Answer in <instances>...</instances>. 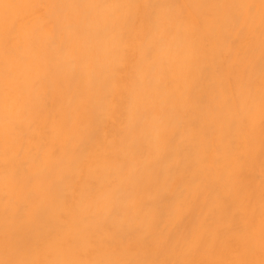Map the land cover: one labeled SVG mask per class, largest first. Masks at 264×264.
<instances>
[{"label":"bare ground","instance_id":"1","mask_svg":"<svg viewBox=\"0 0 264 264\" xmlns=\"http://www.w3.org/2000/svg\"><path fill=\"white\" fill-rule=\"evenodd\" d=\"M238 8L226 0H95L69 16L76 43L66 39L60 52L47 53L45 67L63 76L67 65H58L57 59L72 49L68 63L77 66V75L62 80L60 90L88 97L90 125L80 148L52 166L48 187L20 205L18 230L12 237L16 256L5 252L3 258H20L24 252L31 258L69 228L83 229L84 222L92 221L81 232L88 251L79 259H175L157 250L167 245H159L154 237L170 234L175 241L195 226L201 214L228 211L213 209V195L205 199L201 193L180 227L168 222L169 211L181 199L171 181L188 171L189 156L198 155V144L185 139L186 130L192 123L202 125L207 142L219 143L220 129L216 120L208 119L209 110L223 115L241 107V99L233 95L238 82L230 73L238 59L250 61L255 86L251 103L259 107L264 71L259 15L252 31V22ZM258 136L257 129V184ZM53 148V155L60 157L62 146ZM156 149L158 155L145 163ZM248 178L245 173V182ZM166 182L169 190L157 205L151 234L136 243L144 227L132 219V210H128L129 224L115 230L112 217L122 214V205ZM112 190L114 202L107 205L112 215L106 220L98 208ZM0 198L6 200L7 195ZM37 200L39 206L34 208ZM86 202L91 206L84 216Z\"/></svg>","mask_w":264,"mask_h":264},{"label":"snow or ice","instance_id":"2","mask_svg":"<svg viewBox=\"0 0 264 264\" xmlns=\"http://www.w3.org/2000/svg\"><path fill=\"white\" fill-rule=\"evenodd\" d=\"M239 6L250 30H255L259 15V50L264 62V0H226ZM95 0H0V264H264V71L261 72L258 110L251 103L255 86L249 71L250 61H234L238 82L234 96L241 99L238 111L226 114L209 110L208 119L217 121L219 143L209 144L203 126L190 124L185 139L198 144L195 159L188 157L185 168L172 179L181 199L169 211L168 222L174 228L183 223L193 210L201 193L213 195V209H228L224 214H201L187 234L170 240V234L154 237L165 257L175 259L152 260H84L77 258L88 251L81 232L92 221L84 222L83 229L75 226L66 230L38 254L28 258H3V253L15 257L13 233L18 230L17 214L20 205L30 197L39 196L49 184L52 166L69 153L80 148L90 125L88 97L75 92H61L64 79H74L76 65L69 64L72 49L60 55L57 64L65 63L63 76L46 70L47 53L60 52V45L70 39L75 45V32L70 28L69 16L94 4ZM258 5V7H257ZM59 42V43H58ZM222 107V106H220ZM235 123L236 127L233 128ZM257 129L259 152L258 184L254 176L257 164ZM54 144L63 148L62 155H53ZM145 162L150 164L158 155ZM245 173L248 180L243 179ZM167 182L150 194L138 195L122 205V214L112 217L117 232L132 219L144 227L136 238L142 242L152 233L159 208L168 192ZM115 190L104 196L98 210L107 220L114 202ZM143 202V209L140 205ZM39 206L37 200L34 208ZM91 205L86 202L83 215ZM139 217L136 220V217ZM129 249L126 248L125 251ZM71 255L73 258H66ZM65 257V258H61Z\"/></svg>","mask_w":264,"mask_h":264}]
</instances>
